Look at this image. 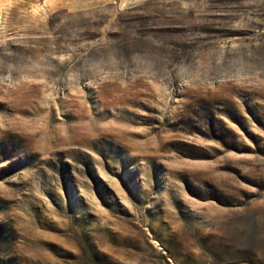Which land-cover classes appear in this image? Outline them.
Returning a JSON list of instances; mask_svg holds the SVG:
<instances>
[{
	"label": "rangeland",
	"instance_id": "rangeland-1",
	"mask_svg": "<svg viewBox=\"0 0 264 264\" xmlns=\"http://www.w3.org/2000/svg\"><path fill=\"white\" fill-rule=\"evenodd\" d=\"M0 223V264H264V0H0Z\"/></svg>",
	"mask_w": 264,
	"mask_h": 264
},
{
	"label": "trees",
	"instance_id": "trees-1",
	"mask_svg": "<svg viewBox=\"0 0 264 264\" xmlns=\"http://www.w3.org/2000/svg\"><path fill=\"white\" fill-rule=\"evenodd\" d=\"M67 166V164H64ZM13 237V230L0 223V249H5Z\"/></svg>",
	"mask_w": 264,
	"mask_h": 264
}]
</instances>
